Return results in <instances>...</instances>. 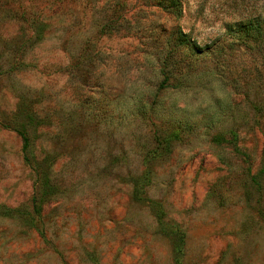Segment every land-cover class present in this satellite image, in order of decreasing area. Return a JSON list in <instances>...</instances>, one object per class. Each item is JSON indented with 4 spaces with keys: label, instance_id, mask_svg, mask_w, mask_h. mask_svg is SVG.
<instances>
[{
    "label": "rangeland",
    "instance_id": "rangeland-1",
    "mask_svg": "<svg viewBox=\"0 0 264 264\" xmlns=\"http://www.w3.org/2000/svg\"><path fill=\"white\" fill-rule=\"evenodd\" d=\"M180 2L0 0V264H264V0Z\"/></svg>",
    "mask_w": 264,
    "mask_h": 264
},
{
    "label": "trees",
    "instance_id": "trees-1",
    "mask_svg": "<svg viewBox=\"0 0 264 264\" xmlns=\"http://www.w3.org/2000/svg\"><path fill=\"white\" fill-rule=\"evenodd\" d=\"M160 6L164 9L169 10L173 16L178 19L182 15V5L180 0H158ZM240 31L238 33V40L242 42L243 44H247V41L250 39L254 41L257 44V47H261L264 45V17L260 18L259 20L257 19L256 24H249V25H239L238 28ZM234 34H237V31L234 32ZM178 41L180 45H183L184 47H187L188 49L190 48V44L188 41L187 36L182 33L181 31L178 32ZM16 133L19 135L22 141V153L25 157V160H28L26 155L30 152V141L28 138V135L26 134L24 128H14ZM235 151L238 154H243L240 149L235 148ZM245 155V154H244ZM262 174V172H261ZM261 177L260 172L258 175H252L251 179L254 183L258 184V179ZM32 206H33V213L37 218L40 216V207L39 204L37 203L36 197H33L32 199ZM39 235L44 238V232L40 228L38 230Z\"/></svg>",
    "mask_w": 264,
    "mask_h": 264
}]
</instances>
